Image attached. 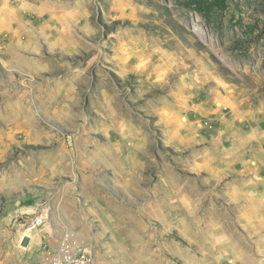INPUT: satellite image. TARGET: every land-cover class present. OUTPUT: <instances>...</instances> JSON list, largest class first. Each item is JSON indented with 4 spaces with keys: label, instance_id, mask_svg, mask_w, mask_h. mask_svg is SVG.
<instances>
[{
    "label": "rangeland",
    "instance_id": "rangeland-1",
    "mask_svg": "<svg viewBox=\"0 0 264 264\" xmlns=\"http://www.w3.org/2000/svg\"><path fill=\"white\" fill-rule=\"evenodd\" d=\"M224 105L237 150L189 142ZM259 136L264 0H0V264L67 231L96 264L262 263L248 169L211 163Z\"/></svg>",
    "mask_w": 264,
    "mask_h": 264
},
{
    "label": "crops",
    "instance_id": "crops-1",
    "mask_svg": "<svg viewBox=\"0 0 264 264\" xmlns=\"http://www.w3.org/2000/svg\"><path fill=\"white\" fill-rule=\"evenodd\" d=\"M224 109H227L226 110L227 113L221 112V114H218L212 110H208V111H205L201 116L200 115L187 116L185 118L186 119L185 130L187 131L192 130V128H190L188 124V121L196 122L201 119L207 125L212 126L211 130L202 126L200 131L195 133L194 135L195 139L190 140L189 142L194 141L195 143H200L204 145V147H205V144H208L209 147L214 146V145H217L216 147H218L219 144L217 140H219V136H226V140L221 139L222 144H220V146L224 149L228 148L229 151L237 150L235 140L231 138L234 133L233 132L228 133L229 129L235 126L234 115H232L231 113L233 111H231L228 105H224ZM242 115H243V119H241L240 117L239 118L237 117V119L238 120L241 119V122L247 125H250V127L253 126L257 122V121H254L256 116L250 113L249 114L242 113ZM215 120H220V123L217 126H220V127L224 126L221 128V131L219 132V134L214 133V125L212 124H214ZM243 123L241 124L242 126H243ZM188 137H190V135ZM251 138H253V136H251ZM210 148L214 149V147H210ZM231 148L232 150H230ZM243 149H245L244 150L245 153L244 155L241 156V158H238V156H235V158L232 157L234 158L232 160L231 156H233L234 154L231 153V155L229 156L230 157L229 161L224 159V157L226 156H222L223 159L220 156V157L212 158L211 163L216 164L217 167L224 170L225 164H228L229 162L239 161L240 164L242 165V168L245 167L246 169H248L250 173L249 175L250 177L246 182H244L243 189H241L245 191L249 190V193L245 194L247 196V199H245V203L247 206V215H245V217H247L246 220H248L249 223L254 222V221L262 222L259 230H255L249 227L248 231L250 235L253 232H257L260 236H264V234L262 233L264 232V212H263L264 209L262 208L263 204H261L258 199V196L259 197L262 196V194L260 193H261V188L263 186L262 176L264 174V138L259 136L258 138L255 137L254 140L253 139L249 140L248 146H244ZM235 206H237L236 203H235ZM262 251L263 252H261V254L264 255V249H262ZM245 259L247 262L246 264H254V262H252L253 259L249 255L248 257H245ZM257 264H264V261H262V263H257Z\"/></svg>",
    "mask_w": 264,
    "mask_h": 264
},
{
    "label": "built area",
    "instance_id": "built-area-1",
    "mask_svg": "<svg viewBox=\"0 0 264 264\" xmlns=\"http://www.w3.org/2000/svg\"><path fill=\"white\" fill-rule=\"evenodd\" d=\"M48 222L43 213L27 222V231H34ZM41 264H96L95 256L88 245L80 242L74 233L64 232L54 249H48Z\"/></svg>",
    "mask_w": 264,
    "mask_h": 264
},
{
    "label": "bare ground",
    "instance_id": "bare-ground-1",
    "mask_svg": "<svg viewBox=\"0 0 264 264\" xmlns=\"http://www.w3.org/2000/svg\"><path fill=\"white\" fill-rule=\"evenodd\" d=\"M85 245V243H83Z\"/></svg>",
    "mask_w": 264,
    "mask_h": 264
}]
</instances>
